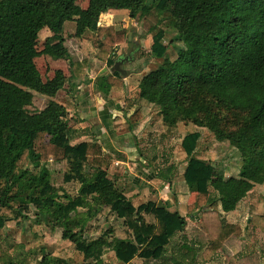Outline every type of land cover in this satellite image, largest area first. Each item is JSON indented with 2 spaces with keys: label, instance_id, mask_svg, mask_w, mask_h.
I'll return each instance as SVG.
<instances>
[{
  "label": "trees",
  "instance_id": "obj_1",
  "mask_svg": "<svg viewBox=\"0 0 264 264\" xmlns=\"http://www.w3.org/2000/svg\"><path fill=\"white\" fill-rule=\"evenodd\" d=\"M77 2L0 0V229L24 224L33 206L54 219L64 230L63 239L75 245L87 264H104L108 250L124 264L159 260L166 246L186 232L187 217L168 204L149 201L135 206L129 200L110 178L111 157L104 154L100 142L71 144L66 106L51 100L39 113L28 110L33 92L54 98L67 83L62 70L44 81L36 64L43 55L55 60L69 57L59 35L61 23L75 22L76 37L91 42L97 58L111 68L115 49L127 37L101 26L100 19L111 9L128 10L131 19H143L149 27L151 58H163L169 50L163 23L187 44L176 59L165 60L141 79L140 98L159 107L166 125L192 122L241 155L238 177L227 179L210 162L196 157L201 132L188 133L182 140L189 158L184 180L197 194L188 211L200 212L191 232L197 245L194 251L203 250V261H212L230 238L243 233L239 224L226 221L224 213L234 211L256 185L264 184V0H151L150 4L149 0H89L86 9ZM45 29L54 35L39 51L37 43ZM54 41L62 46L54 49ZM87 63L71 62L72 80L85 74L81 69ZM124 79L118 72L103 74L96 85L108 99L111 93L125 91ZM143 119L140 110L131 114L130 129ZM50 161L63 163L59 192L52 185ZM172 170L160 169L154 178L171 183ZM86 171H93L91 182ZM88 201H97L106 221L115 222L100 236L94 228L92 235L85 236V220H70ZM254 218L264 229V223ZM55 264L65 263L58 259Z\"/></svg>",
  "mask_w": 264,
  "mask_h": 264
},
{
  "label": "rangeland",
  "instance_id": "obj_2",
  "mask_svg": "<svg viewBox=\"0 0 264 264\" xmlns=\"http://www.w3.org/2000/svg\"><path fill=\"white\" fill-rule=\"evenodd\" d=\"M150 2L151 0L149 4ZM77 4L86 9L89 0H78ZM162 20L164 22L163 16ZM100 25L112 27L117 33H123L127 37L126 42L115 49L114 56L116 61L124 60L121 68L129 72L124 79L127 80L125 91L118 95L111 93L108 99L99 92L96 87L98 78L112 73L113 67L110 68L99 60L98 50L91 42L76 37V23L67 21L61 23L59 35L64 40L63 46L67 47L69 57L55 60L43 55L36 59L44 81L54 76L57 70H62L67 76V83L54 98L33 92L34 102L28 110L30 113H39L51 100L63 102L70 116L67 136L71 144L100 142L104 154L111 157L108 171L110 178L135 206L149 201L163 205L164 201L169 200L172 204L170 210L182 212L189 217L186 232L176 236L166 246L161 259H138L130 264H234L243 259V264H264V229L257 227L254 222L257 221L254 217H257L259 224L264 223L263 185L254 187L249 200L240 208L239 216L233 219L235 223L232 224H239L242 228L241 236L230 238L218 256L210 262L203 261V250L194 251L197 245L191 232L200 221V212L195 211L190 218L192 213H189L188 206L197 201V194L189 190L184 180L189 158L182 149V140L188 133L201 132L196 157L210 162L225 178L238 177L242 166L241 155L228 142L218 141L215 134L207 128L197 127L192 122H180L174 127L166 125L159 107L139 96V83L143 76L162 66L165 60L176 59L179 51L187 49L185 39L173 27L163 23L162 27L166 32L164 43L169 50L163 58H151L152 36L143 19L136 22L130 18L128 10L111 9L101 16ZM53 35L48 29L41 32L37 43L39 51L44 50L47 38ZM52 46L58 49L62 45L59 41H54ZM71 62H88L87 68L84 66L81 69L85 73L81 78L71 79L74 69ZM137 110L143 113L144 119L130 129L128 118ZM47 167L51 172L54 191L59 192L63 186V163L50 161ZM170 167L173 168L171 183L154 179L158 170ZM92 174L93 171H86L87 182L93 180ZM212 195L217 196L215 192ZM101 208L97 201H88L85 207L71 215L70 220L86 221L85 236L92 235L93 228L96 229L94 234L100 236L115 223L113 220L106 221V217L100 213ZM28 216V220L22 225L0 229V264H41L43 260L55 264L58 259L65 264H87L75 245L63 239L64 230L51 216L39 212L33 206L29 208ZM226 221L228 222L227 219ZM231 240L234 243L227 254L228 249H223ZM104 264L124 263L117 260L112 250H108L104 256Z\"/></svg>",
  "mask_w": 264,
  "mask_h": 264
},
{
  "label": "crops",
  "instance_id": "obj_3",
  "mask_svg": "<svg viewBox=\"0 0 264 264\" xmlns=\"http://www.w3.org/2000/svg\"><path fill=\"white\" fill-rule=\"evenodd\" d=\"M46 30V29H45ZM49 30V29H48ZM44 31V30H43ZM54 76H55V73H54ZM54 76H52L50 79H52ZM144 77V76H143ZM125 82L127 83V80H125ZM96 87H97V85H96ZM97 89H98V87H97ZM115 95H118L119 93H114ZM58 95H59V93H58ZM57 95V96H58ZM54 101H56V100H54ZM57 102H59V103H61V104H63L64 106L66 105V104H64L63 102H61V101H59V100H57ZM46 108V107H45ZM44 108V109H45ZM103 133V132H102ZM106 135V134H105ZM108 135V134H107ZM103 150H104V148H103ZM220 175H223V174H220ZM224 177H226L225 175H223ZM237 177V176H236ZM155 179V178H154ZM228 179V178H227ZM164 182V181H163ZM165 183H167V182H165ZM263 186H264V184H262ZM256 187V186H255ZM255 189V188H254ZM254 191V190H253ZM253 191H251V193L253 192ZM251 193H249V195L245 198V199H243L240 203H238V205L236 206V209L234 210V211H232V212H230V213H224V218L225 219H227L228 220V223H235V221L233 220L234 218H236L237 216H239V212H241V211H239L240 210V208H242V206L243 205H245V203L249 200V198H250V195H251ZM166 204H168L169 206H171L172 204L169 202V200H167V201H164ZM174 211H176V210H174ZM183 216H186V214H183L182 212H180ZM244 213V212H243ZM192 216H193V213L192 214H190V218H192ZM187 217V219H188V221H189V217L188 216H186ZM232 219V220H231ZM233 240H231V241H229L227 244H226V247L223 249V251L224 250H226V249H228V250H226V253L227 254H229L230 253V251H231V246L233 245Z\"/></svg>",
  "mask_w": 264,
  "mask_h": 264
},
{
  "label": "water",
  "instance_id": "obj_4",
  "mask_svg": "<svg viewBox=\"0 0 264 264\" xmlns=\"http://www.w3.org/2000/svg\"><path fill=\"white\" fill-rule=\"evenodd\" d=\"M124 60H119L116 61L115 65L111 69L112 73L118 72L120 73L123 77H127L129 75V72L125 71L124 69L121 68V63H123Z\"/></svg>",
  "mask_w": 264,
  "mask_h": 264
}]
</instances>
